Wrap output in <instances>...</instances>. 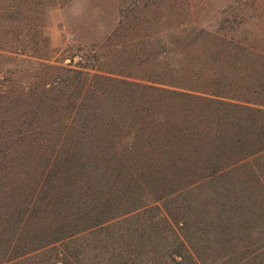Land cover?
I'll return each mask as SVG.
<instances>
[{
    "label": "trees",
    "instance_id": "16d2710c",
    "mask_svg": "<svg viewBox=\"0 0 264 264\" xmlns=\"http://www.w3.org/2000/svg\"><path fill=\"white\" fill-rule=\"evenodd\" d=\"M23 1L0 0V59L21 60L11 54L23 46L15 24L36 11ZM149 8H123L119 28L134 30L122 18ZM220 19L184 20L164 42L160 18L119 42L154 43L131 60L149 72L83 59L76 68L41 62L30 84L0 73V264L252 261L214 249L230 247L240 222L236 208L213 202L240 183L264 191V22Z\"/></svg>",
    "mask_w": 264,
    "mask_h": 264
},
{
    "label": "rangeland",
    "instance_id": "374dc122",
    "mask_svg": "<svg viewBox=\"0 0 264 264\" xmlns=\"http://www.w3.org/2000/svg\"><path fill=\"white\" fill-rule=\"evenodd\" d=\"M42 1H23L25 6L36 8V11L28 12L23 22L15 24L16 33L23 30V46L18 48V42L11 43V54L17 55L21 60L0 59V73L7 70L15 73L10 81L12 85L38 81L34 76L42 74L45 69H42L41 62L76 68L84 59L83 62L94 66V69H99V64L100 69L104 66L108 70L113 68L128 72H149L151 66L137 68L134 63L131 67V60L139 59L143 52H152L154 43L141 44L136 40L134 44L130 42L129 46L124 44L122 49H117V45L129 38L136 39L140 29L145 28L152 32V27L156 28L155 22L160 18L169 23L162 38L164 42H167L166 39L170 36L167 31L184 20H192L201 25L213 24L222 17L225 24L241 20L245 24L264 22V0H45L41 3ZM145 3L150 6L147 14L133 19L132 10H128L129 16L122 18L124 26H130V29L134 30L119 28L123 8L126 7L127 10L135 4L143 6ZM40 7L43 9H39ZM170 8L175 10L168 13ZM26 24L36 26L37 30H28ZM116 30H119V33H115ZM243 30H240V34H250ZM97 55L100 57L99 62ZM5 82L9 83L7 80ZM256 164L264 170V155ZM226 194L227 199H219L213 203L226 202L228 208H236L232 214L236 216L233 220L240 223L227 235L230 247L222 241L214 245V249L221 253L228 252L227 255L237 252L241 259L252 256V261L246 264H264V191L256 183L246 182L238 184L232 193ZM197 197L196 199L205 197L207 200L213 198L212 195ZM187 233L194 242L204 244L201 239L197 240L196 227L192 226ZM245 245H250V248L245 250ZM208 252L211 254L210 250Z\"/></svg>",
    "mask_w": 264,
    "mask_h": 264
}]
</instances>
